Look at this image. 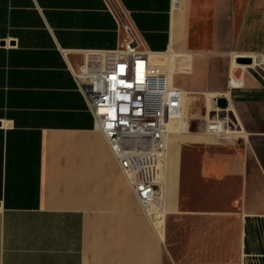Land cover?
Instances as JSON below:
<instances>
[{
	"label": "crops",
	"instance_id": "0c3cea01",
	"mask_svg": "<svg viewBox=\"0 0 264 264\" xmlns=\"http://www.w3.org/2000/svg\"><path fill=\"white\" fill-rule=\"evenodd\" d=\"M113 1L141 50L168 54L190 119L226 97L233 131L184 134L147 213L71 72L124 45L107 0H0V264H264V68L242 64L264 62V0Z\"/></svg>",
	"mask_w": 264,
	"mask_h": 264
},
{
	"label": "built area",
	"instance_id": "2783aa9c",
	"mask_svg": "<svg viewBox=\"0 0 264 264\" xmlns=\"http://www.w3.org/2000/svg\"><path fill=\"white\" fill-rule=\"evenodd\" d=\"M107 8L126 34L124 45L114 50L86 51L83 63L71 72L135 197L150 213L160 195L159 176L167 158L169 136L183 116L184 91L171 81L167 68L151 63L113 0H107ZM234 79L229 78V87H241L242 83ZM228 120H219V116L208 119L207 131L216 135L232 132Z\"/></svg>",
	"mask_w": 264,
	"mask_h": 264
},
{
	"label": "rangeland",
	"instance_id": "374dc122",
	"mask_svg": "<svg viewBox=\"0 0 264 264\" xmlns=\"http://www.w3.org/2000/svg\"><path fill=\"white\" fill-rule=\"evenodd\" d=\"M180 1L184 5V9L183 10L185 11L186 9H188L189 5L187 4V0H180ZM195 30H196V28H191L192 32L195 31ZM202 46H204V45H202ZM188 50H191V49H188ZM178 51H179L180 55L175 56L173 61H172V66H173L174 72L179 73V75L180 74L181 75H183V74L184 75L192 74L193 70H194V64L195 63L193 61L192 56L188 55L189 51H184V53H185L184 55L182 54L183 52H181L182 50H181L180 47L178 48ZM258 59L255 58L252 61L253 63H247V64L250 65V67L257 68V69L264 68V62H262L261 60H260V62H258ZM242 64H246V63H242ZM212 68L214 69V73L217 74L219 71L223 70L225 67L222 66V65H217L216 64ZM228 70H229V68H228ZM234 71H236V70H234ZM179 75H176V78ZM215 83H217V79L215 80ZM199 106H201V105L197 101L194 100L193 104H192V108H191V113H194L195 111H197ZM215 106H216V102H215V99H214V101H212V105H211L212 111H210L208 113V116L210 117V119L216 118L217 116H219L220 119L228 118L229 114L225 110L218 109V107L217 106L215 107ZM203 111L206 113V111H208V108L203 107ZM218 112L221 113V114H218ZM182 113H183V116L187 114V109L184 106L182 108ZM202 122H204V120H202V119H198V118L190 119L189 125H188L190 131L191 132H203V133H206L207 132L208 119L205 121V124H201ZM175 124L176 125H174V127L172 129L173 130V134H171V137L169 136L170 139H169V142H168V145H169L168 160H167V162L165 160L166 164L164 163L165 166L163 167L164 175L161 177V189L162 190H163L162 186L165 184V180H164L165 173L167 174L166 175L167 176L166 177L167 180L171 176V179H169L170 182H169L168 187H171V185H174L176 183V181L179 180V175H180V173H179L178 176H176L177 175L176 166L179 164V161L177 163V159L179 160V158H180V165H181L182 144L186 143V141L183 142L184 140L182 139L184 134H181L179 137H177V133L179 132V130H178V128L176 126L178 125V123H175ZM179 153H180V155H179ZM167 170H168V172H167Z\"/></svg>",
	"mask_w": 264,
	"mask_h": 264
},
{
	"label": "bare ground",
	"instance_id": "6f19581e",
	"mask_svg": "<svg viewBox=\"0 0 264 264\" xmlns=\"http://www.w3.org/2000/svg\"><path fill=\"white\" fill-rule=\"evenodd\" d=\"M148 53V52H147ZM148 55H149V59H150V61H151V63L152 64H154V65H160L161 67H163V68H165V66H166V64H167V60H168V54H166V53H160V54H155V53H151V54H149L148 53ZM236 68V67H235ZM241 72V71H240ZM236 79V78H235ZM234 79V80H235ZM235 83H236V80H235ZM184 96V95H183ZM192 104H193V101H192V99L190 98V97H184L183 98V106L187 109V114L186 115H184V116H182V118L180 119V121H178L177 123H178V125L176 126L177 128H178V130H179V132L177 133V137H179L181 134H187V133H189V121H190V114H189V111H191V106H192ZM210 105V109H211V104H209ZM216 107V106H215ZM212 110V109H211ZM215 111V110H214ZM217 111V110H216ZM223 112V111H222ZM183 114V113H182ZM218 114H221V113H219L218 112ZM222 117V116H221ZM223 119V118H222ZM219 120H221L220 119V117H219ZM176 125V124H175ZM177 132V131H176ZM171 134H173V130L171 131ZM171 137V136H170ZM170 139V138H169ZM168 142H169V140H168ZM168 153H169V145H168V148H167V158H166V162H167V160H168ZM179 155H180V153H179ZM178 159H177V163H178ZM166 164V163H165ZM163 166H165L164 164H163ZM179 169H180V167H179V164L176 166V171L178 172L179 171ZM164 173V172H163ZM162 175L163 174H161L160 176H159V183H160V185H161V177H162Z\"/></svg>",
	"mask_w": 264,
	"mask_h": 264
},
{
	"label": "water",
	"instance_id": "95a60500",
	"mask_svg": "<svg viewBox=\"0 0 264 264\" xmlns=\"http://www.w3.org/2000/svg\"><path fill=\"white\" fill-rule=\"evenodd\" d=\"M242 61L245 63H252L253 60L252 59H246V60H242ZM215 102H216V106L221 110H226L228 108V100L226 97L220 96V97L216 98Z\"/></svg>",
	"mask_w": 264,
	"mask_h": 264
}]
</instances>
